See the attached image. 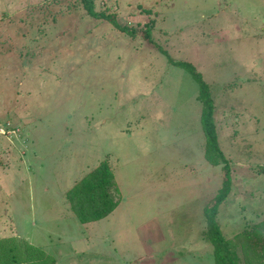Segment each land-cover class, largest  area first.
<instances>
[{
	"label": "rangeland",
	"instance_id": "rangeland-1",
	"mask_svg": "<svg viewBox=\"0 0 264 264\" xmlns=\"http://www.w3.org/2000/svg\"><path fill=\"white\" fill-rule=\"evenodd\" d=\"M93 2L135 34L82 0H0V238L57 264H215L204 207L222 165L204 156L199 84L172 57L210 86L232 175L222 234L264 260V0ZM101 163L115 204L85 220L70 190Z\"/></svg>",
	"mask_w": 264,
	"mask_h": 264
},
{
	"label": "trees",
	"instance_id": "trees-1",
	"mask_svg": "<svg viewBox=\"0 0 264 264\" xmlns=\"http://www.w3.org/2000/svg\"><path fill=\"white\" fill-rule=\"evenodd\" d=\"M86 7L87 13L95 18H105L112 22L122 31L128 34H135V30L131 27L120 25L114 14L97 12L94 9L93 0H82ZM146 39L153 43L150 37L149 28L144 29ZM163 54L169 55L159 45ZM172 63L180 64L186 67L195 77L199 84L198 99L202 103L201 121L202 129L205 134L204 156L213 165H222V183L217 190L214 198L204 207V215L206 220V228L203 236L213 247V255L215 264H264L261 259L263 254L255 250L254 256L251 254H238L236 244L226 239L217 222L216 215L219 205L226 199L231 190L232 175L231 166L225 157L218 141V134L214 120V101L210 94V86L204 80L203 74L196 67L185 61H174L172 57L168 58ZM109 168L101 163L97 171L92 172L93 176L89 178L85 176L75 187L70 190L71 201L74 205L76 213L80 214L82 219H97L107 214L110 207H113L115 200H112L114 194L111 193L107 181L112 180V175L108 176ZM110 177V179H108ZM113 187H115L113 182ZM115 190H117L115 188ZM261 223L260 225H262ZM260 225L254 229L255 234H259ZM245 250V242H242ZM247 247H253L249 244ZM242 250V251H244ZM257 257L259 259H257ZM0 264H57L51 253L45 251L42 247H34L23 242L15 236L0 238Z\"/></svg>",
	"mask_w": 264,
	"mask_h": 264
}]
</instances>
